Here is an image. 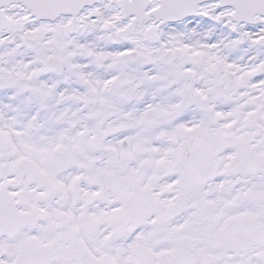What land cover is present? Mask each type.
<instances>
[{
  "label": "snow or ice",
  "instance_id": "snow-or-ice-1",
  "mask_svg": "<svg viewBox=\"0 0 264 264\" xmlns=\"http://www.w3.org/2000/svg\"><path fill=\"white\" fill-rule=\"evenodd\" d=\"M0 264H264V0H0Z\"/></svg>",
  "mask_w": 264,
  "mask_h": 264
}]
</instances>
